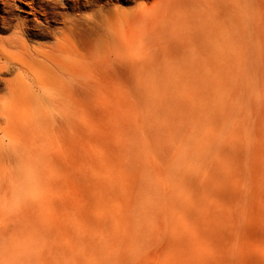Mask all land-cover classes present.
<instances>
[{
    "label": "bare ground",
    "instance_id": "obj_1",
    "mask_svg": "<svg viewBox=\"0 0 264 264\" xmlns=\"http://www.w3.org/2000/svg\"><path fill=\"white\" fill-rule=\"evenodd\" d=\"M29 5L33 16L57 22L35 0ZM147 5L128 12L119 31L106 16H63L50 44L29 43L30 33L46 37L48 30L0 16V31L9 32L0 35V264H126L150 237L162 249L172 244L170 234L197 238L189 217L205 213L196 193L207 187L210 157L233 147L210 134L237 121L241 46L231 31L240 15L231 0ZM114 81L120 136L112 141L76 117L94 109L100 86ZM57 120L69 129L58 138L92 147L81 161L39 143L48 142ZM246 125L237 123L243 131ZM234 221L236 236L262 239L264 180L245 209L240 201ZM205 224L204 236L224 237V229ZM180 246L168 255L172 262L200 260V251ZM200 262L264 264V255L251 247Z\"/></svg>",
    "mask_w": 264,
    "mask_h": 264
},
{
    "label": "rangeland",
    "instance_id": "obj_2",
    "mask_svg": "<svg viewBox=\"0 0 264 264\" xmlns=\"http://www.w3.org/2000/svg\"><path fill=\"white\" fill-rule=\"evenodd\" d=\"M5 1L0 0V16L12 19L11 24L21 19L29 21V29L36 26L35 29L49 31L46 37L30 33L29 43L35 45L37 43L50 44L54 41L55 33L62 27L63 16L79 20L92 15L106 16L108 22H111L112 28L119 31L125 24V17L128 12L136 10L140 5L149 4L147 6H152L158 0H35L36 7L39 6L57 15V22L51 21L49 24L42 19L43 16L40 14L37 13L33 16V12L29 7L30 0ZM231 1L240 15L239 27L233 28L231 31L232 38L236 39L238 37V44L241 46L238 50L242 68L241 84L239 83L238 86V110L239 108L240 110L236 111V122H233L229 127L220 126L212 130L210 134L211 136L214 133L222 136L221 138L229 141L233 147L232 150L213 153L210 157L209 167L211 168H209V174L207 175V187L196 193L197 199L203 205L200 211L205 213H202V216L199 217H189V222L196 221L198 227L197 238L191 234L187 241L184 236L176 237L174 234H170L172 244L167 245L164 243L165 247L162 249L157 247L153 238L150 237L142 243L133 259L126 264H175L169 259L168 255L177 253L181 248V244L188 250L195 248L200 251V260L196 264H200L203 258L211 261V259H216L222 253H236L242 249H251V247L264 255V235L261 236L260 241L255 242L254 233L246 234L244 232V234L239 233L236 236L234 232V220L240 201L245 209L248 202H252V192L255 184L259 185L264 180V0ZM4 4H8L6 7L8 13L6 14L3 12ZM0 35L8 37L9 32L0 31ZM130 60L134 61L133 58H130ZM122 72L124 70H121L119 74ZM141 80L147 81L146 75H143ZM131 82L135 81L131 79ZM112 84H102L103 86L101 85L99 88L101 92L98 98L94 100L95 108L87 109L85 107L76 119L87 130L91 126L95 127L94 134H97V132L98 134L103 132L110 134L113 141L118 138L117 136H120L116 124L120 103L114 95V91H119V83L114 81ZM232 87L233 85L229 91L230 102L233 98ZM113 88L114 91H112ZM55 111V109H52L50 112L55 113ZM21 112L27 113L28 108H22ZM240 122L247 124L244 131L237 126V123ZM50 127L52 136L48 142H39L43 148L47 147L52 152L66 148L70 151V156L78 158L80 161L87 156L88 151H92L90 150L92 147L84 139L82 142L75 136L66 140L58 138L57 133L69 131L68 127L61 121L51 122ZM99 151L100 147H97V152ZM247 160L251 165L250 170L246 167L245 162ZM248 189L249 193H247ZM213 211H218L221 218H212L208 212ZM205 223L212 226L213 230L218 227L224 229V237H220L217 233H208L204 236ZM185 241L186 243H184ZM232 243L234 246H231Z\"/></svg>",
    "mask_w": 264,
    "mask_h": 264
}]
</instances>
